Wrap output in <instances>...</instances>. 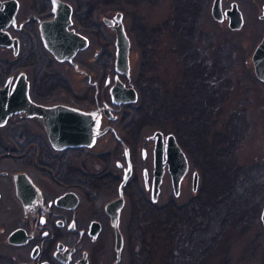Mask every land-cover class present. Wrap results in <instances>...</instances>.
<instances>
[{"label": "rangeland", "instance_id": "374dc122", "mask_svg": "<svg viewBox=\"0 0 264 264\" xmlns=\"http://www.w3.org/2000/svg\"><path fill=\"white\" fill-rule=\"evenodd\" d=\"M31 1L22 0V11H28ZM73 1L77 5L75 16L79 19H76V25L90 38L88 48L76 58L84 67L77 66V69L68 63L50 59L39 42L35 48L41 50L44 64L37 62L25 65L8 48L0 50V57L7 59L6 64L0 65V84L4 83L9 75L16 76L24 70L32 83V94L38 100L53 103L54 100L64 102L73 99L71 91L80 90L77 83L79 71L84 69L85 73L89 68L96 70L99 64L100 73L103 72L104 76L114 74L116 33L103 18L112 17L117 10H122L132 43L131 73L124 78L136 81L144 96L148 89L143 82L149 80L153 86L159 88V97L148 101L153 106L152 112L146 115L134 111L132 117L126 121L130 122L128 129L131 132L134 156L139 164L135 180L144 187L143 168H148L152 174L154 140L150 136L156 129L165 133H176L190 163L179 196L174 194L171 175L166 171L159 200L161 202L175 199L181 203L197 195L205 181L204 178L208 179L210 170L216 172L214 150L221 146H225L231 154H228L229 157L226 155L227 160L232 157L234 164L264 175V81L256 75L252 60L253 52L264 35V19L259 15L264 0H236L244 14V24L238 30L231 29L227 20L218 21L213 17V0ZM231 1L223 0L224 7L230 6ZM89 10L92 13L91 20L86 17ZM28 38L23 46L24 51L33 47V42ZM67 81L76 85L75 88L71 90ZM90 91L89 88L87 98L93 96ZM186 95L183 105L184 100L180 97ZM199 99L202 100L201 103L206 104L209 111L211 108L212 117L208 120L209 130L205 132V139L194 143L182 125L185 122V114L194 113V104L196 105ZM174 103H180L179 107L182 104V108L179 111L172 109L164 112L166 107L176 106ZM145 104L144 100L143 105ZM162 108L164 110L160 111ZM173 111L178 112L176 116ZM18 118L12 117L6 125L0 127V150H4H1L4 154L16 152L20 147L16 145V139L21 133L24 134L23 148L27 150L25 154L30 153V135L19 125L20 122L29 125L38 120H26L21 116L20 121ZM231 126L236 128L237 135L223 139L224 135H229L228 128ZM37 132L43 142L39 141L38 135L35 136L37 142H40V149L46 143L42 132ZM144 147L148 150L146 158L142 157ZM72 156L79 161L85 160L83 162L87 164L88 171L97 170L95 153L85 151L82 154L74 153ZM194 170L200 173L199 188L196 192L192 189ZM218 175L219 173L216 174L215 180ZM207 182L205 181L204 185ZM149 195L147 193L148 198ZM263 205L264 202L262 208ZM126 214L127 230L130 206ZM1 245L0 239V248ZM129 248L127 239V264L130 263ZM152 264H160L159 258ZM201 264H264V226L261 213L258 217L257 212L253 211L248 219L235 222L225 231L216 250Z\"/></svg>", "mask_w": 264, "mask_h": 264}, {"label": "flooded vegetation", "instance_id": "af4514ba", "mask_svg": "<svg viewBox=\"0 0 264 264\" xmlns=\"http://www.w3.org/2000/svg\"><path fill=\"white\" fill-rule=\"evenodd\" d=\"M6 1L8 0H0V14L6 7ZM17 1L16 21L3 30L9 31L13 37L19 39V51L15 54L13 46L6 44H0V50L10 48L17 59L25 65L37 64V62L44 64L41 50L35 48L38 47L36 43L39 42L50 59L68 63L75 68L77 66L83 68L81 61L76 58L88 47L79 50L72 60L60 61L43 43L40 21L55 15L53 1L32 0L26 12L22 11V0ZM63 1L71 4L73 8L70 28L83 33L76 25V19L79 20L78 16H75L77 5L73 0ZM226 20L229 22L228 17L222 21ZM28 37L33 42V47L24 51L23 46ZM0 63V65L6 64L7 59L0 57ZM99 67L98 64L96 70L85 68V73L84 69L83 72L79 71L77 83L80 90L71 91L73 99L64 101L84 110L100 111L96 136L91 146L55 149L45 127L38 121L29 125L20 122L19 126L27 130V134L30 135L29 140L33 146L37 147V152H39L38 143H43L37 130L41 131L49 154H25L27 150L23 148V133L18 134L16 145L20 147L15 153L4 154L2 152L4 150H0V239L2 243L0 264H127L128 235L125 222L130 205L128 186L135 179L139 164L134 156L131 132L128 129L130 122L126 121L132 117L135 110L142 108L145 97L138 83L125 79L124 76L127 75L122 74L120 78L126 86L135 87L137 90L138 99L123 103L114 102L111 88L115 83L116 70L114 74L109 73L104 76L103 72L100 73ZM67 86L72 90L76 85L67 81ZM89 88L90 93L93 92L91 98H87L86 95ZM30 95L37 102H45L33 96L31 82ZM54 101L53 103L57 102V100ZM15 116L19 117L20 121L21 116L26 120L31 119L22 113H15L9 117L7 123ZM37 135L40 142H37L35 138ZM150 137L155 145V139L152 135ZM85 151L95 153L97 163L95 172L87 170V164L83 162L85 160L79 161L72 156L74 153L82 154ZM147 153V148H142L143 158H146ZM127 155L132 163V174L121 194L120 184L129 168ZM144 169L146 167L143 168V188L146 195L150 194L151 200L153 170L151 174L147 168L149 172V186H147ZM161 192L162 185L160 195ZM116 222H119V225ZM117 227L120 228L124 238L121 250Z\"/></svg>", "mask_w": 264, "mask_h": 264}, {"label": "water", "instance_id": "95a60500", "mask_svg": "<svg viewBox=\"0 0 264 264\" xmlns=\"http://www.w3.org/2000/svg\"><path fill=\"white\" fill-rule=\"evenodd\" d=\"M55 15L49 19L40 21V33L45 47L53 53L60 61L72 60L76 53L89 45L87 35L70 28L72 24V5L63 0H52ZM6 7L0 14V44L13 46L15 54L19 51V39L13 37L9 31L3 30L12 22L16 21L18 10L17 0H8ZM213 17L222 21L229 19V27L237 30L244 24V14L236 0L231 2L227 8L223 7V0H213L211 5ZM264 19V4L260 15ZM105 23L111 26L116 33L115 53V83L111 88L112 99L116 103L136 101L138 92L135 87H128L120 78L131 73V38L127 32L124 12L117 10L112 16L103 18ZM252 60L255 73L259 79L264 81V35L256 46ZM15 78V79H14ZM14 81V82H13ZM22 113L26 117L37 119L45 127L50 142L55 149H64L69 146H91L99 124V110H84L65 102L47 103L37 102L30 95V81L27 72L22 70L15 77L9 75L5 83L0 86V125H5L12 114ZM152 137L154 145V165L151 185V200H159L161 185L166 171L171 175L173 192L179 196L182 181L190 169V163L186 151L179 143L174 132H165L156 129ZM129 168L126 170L123 181L120 184V192L132 174V163L129 155ZM144 179L149 186V172L144 169ZM200 173L193 171L192 189L199 188ZM122 198L120 199V205ZM261 220L264 226V205L261 212ZM119 225V222H116ZM119 248L123 247L124 238L119 227H117Z\"/></svg>", "mask_w": 264, "mask_h": 264}, {"label": "trees", "instance_id": "16d2710c", "mask_svg": "<svg viewBox=\"0 0 264 264\" xmlns=\"http://www.w3.org/2000/svg\"><path fill=\"white\" fill-rule=\"evenodd\" d=\"M86 14L91 20V11ZM143 84L148 89L144 96L146 104L135 112L149 115L153 106L148 101L159 97V88L153 86L149 80ZM186 97L187 95L180 97L184 100L183 105ZM201 101L199 99L194 104V113L185 114L182 125L194 143L205 139V132L209 130L208 120L212 117L211 108L209 111ZM174 104L176 106H168L166 110L162 108L160 111H179L182 108V104L181 107L180 103ZM175 111L173 113L176 116L178 112ZM228 129L229 135H224L223 139L237 135L234 126ZM47 149L43 145L37 152V147L31 145L29 154H49ZM227 151L225 146L214 150L216 172L210 170L212 173L209 172L208 179L204 178L208 181L207 184L204 185L203 181L199 193L188 201L180 203L172 199L167 202H153L138 181L134 179L129 184V264H152L156 258H159L160 264H201L216 250L225 231L235 222L248 219L253 211L260 217L264 202V175L234 164L232 157L227 160L231 155Z\"/></svg>", "mask_w": 264, "mask_h": 264}]
</instances>
